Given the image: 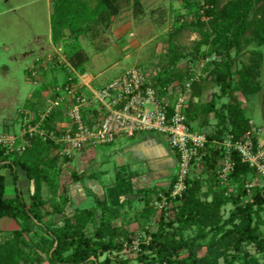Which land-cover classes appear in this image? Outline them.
Listing matches in <instances>:
<instances>
[{
    "label": "trees",
    "instance_id": "16d2710c",
    "mask_svg": "<svg viewBox=\"0 0 264 264\" xmlns=\"http://www.w3.org/2000/svg\"><path fill=\"white\" fill-rule=\"evenodd\" d=\"M177 1L183 15L193 19L186 26L198 36V40L188 54L175 53L171 56V71L155 73L150 80L155 88H160L171 79H176L173 71L181 59L191 57L197 61L215 56L219 60L209 66L206 73L207 80L219 89L218 94L213 93L211 100L201 107L198 106L197 94V102L189 103L185 114L188 125L189 120L211 114L217 123L214 131L207 134L208 142L201 158L203 169L199 177L192 180L191 171L182 199L173 201V218L160 216L158 228L150 235L149 241L139 240L140 252L148 253H141L139 261L142 264H264L248 251L251 247L255 253L264 256V232L261 230L264 221L260 217V213L264 212V191L257 190L252 202L240 204V195L247 191L243 189L245 178L255 174V169L242 161L236 150L231 149L229 155L233 169L229 183H238L241 191L233 198H226L224 189H209L202 193L204 176L210 184L217 183L219 163L225 154L213 143L222 141L227 135L232 136L231 143L244 141L251 134L250 120L245 117L237 94L256 95L261 90L258 79L264 56L259 48L264 46V0H225L221 7L218 0H205L206 9L196 0ZM131 3L135 16L143 13L140 0H51L52 44L61 46L66 62L76 72L86 73L85 64L89 57L82 48L80 38L88 35L96 38L101 30L110 28L113 19ZM183 15L176 12L174 30L179 29L177 24ZM203 16H207L208 21H203ZM170 46L173 48L171 43ZM255 46L257 49L250 50L249 47ZM246 51H249L251 62L236 68ZM64 68L63 84L70 78L65 65ZM40 70L45 79L47 70ZM55 82L53 85L43 83L32 94L33 97L40 99L46 90L60 84L56 79ZM220 99L227 102L218 108L217 101ZM60 117V111L52 114L48 119L49 126ZM26 141L21 154L9 153L0 147V170L10 171L15 192L13 199L5 198V177L0 174V219H13L21 225L12 238L0 242V264H130L127 259L110 257L123 250V243L117 241L119 235H125L127 244H131L132 240L124 231L119 233L111 223L107 208L110 205L105 200H96L97 207L63 217L61 226L54 224V215L63 214V210L49 205L50 210L45 211L46 200L42 192L43 187L49 185V173L59 156H50L54 148L49 142L38 138H26ZM252 141L256 147V137ZM17 168L32 184L28 203L18 186ZM82 179L78 175L73 182L75 184ZM144 192L146 190L136 193ZM134 194L130 177L119 173L114 184L106 191V197L115 206H121V199ZM228 203H232L234 209L224 219L222 208ZM111 212L116 218L117 211ZM96 213H101L100 224L92 236H87L84 230L94 222ZM30 226L42 230L40 238L44 259L34 252H26L20 246L22 235L31 231ZM190 230L194 232L193 235L186 236ZM202 250L204 253L199 256Z\"/></svg>",
    "mask_w": 264,
    "mask_h": 264
},
{
    "label": "rangeland",
    "instance_id": "374dc122",
    "mask_svg": "<svg viewBox=\"0 0 264 264\" xmlns=\"http://www.w3.org/2000/svg\"><path fill=\"white\" fill-rule=\"evenodd\" d=\"M200 2L203 9H206L205 0H196ZM225 0H218L221 7ZM143 13L135 16L133 13V5L123 9L121 14L114 18L110 28L101 30L96 38L90 35L80 38V43L84 52L89 57V61L85 64L86 74L92 78L90 87L93 90L101 89L109 83L120 77L124 72L133 68L142 70L145 74H166L172 70L171 56L175 53L188 54L198 36L190 31L186 26L188 21L193 20L180 9V2L177 0H140ZM52 12V4L49 0H0V138H14L15 145L22 144V136L25 122L32 114H39L45 108L44 99L40 98L36 103H30V96L39 90L43 83L53 85L55 82V73L60 77L57 82L64 80V63L58 60L56 54L63 56L61 46L52 45L51 42V25L50 16ZM176 12H180L184 17H180L177 26L178 30H174L176 20ZM203 21H208L207 16H203ZM176 31V33L174 32ZM173 45V48L170 46ZM250 50L257 49L249 47ZM264 56V46L259 48ZM50 60L46 65L47 76L33 81L30 78L29 70L36 67V60ZM264 59V58H263ZM216 60L215 56L206 60L193 61L191 57L181 59L174 74L176 79H171L168 84L160 86L161 94L170 100L175 98L176 92L183 86L193 74H199L197 80L192 86V99L190 104L197 102L198 106H203L211 100L212 94L217 93L219 89L207 80L206 70ZM251 62L249 51H246L236 65V68L241 65H247ZM63 64V65H62ZM68 72V71H67ZM63 76V78H62ZM264 63L261 68L258 83L261 85V90L256 95L237 94V99L241 102V107L246 118L255 125L252 127L251 134L247 136L249 140L256 137L260 145H263L261 150L264 151ZM226 99L217 101V106L226 103ZM191 130L201 133L206 136L211 134L217 123L213 114L204 117L199 116L189 120ZM158 134V133H157ZM163 141L167 143L164 135ZM232 136L227 135L222 141H215L214 146L225 152L223 159L219 163L217 183L210 184L203 177L202 193L205 194L209 189H224L226 198H233L238 194L240 185L229 183L231 173L230 151L234 149L232 144L243 143L244 141H236L231 144ZM119 141L123 139H118ZM0 147L9 153L20 154L16 149L11 151L10 148L0 144ZM122 146L115 141L112 145L85 147L81 152L76 153L72 158L58 157L53 170L50 171V182L48 186L43 187L42 195L46 200L44 210H50L49 205H56L63 210V214H55L53 222L56 226L63 225V217H71L77 211L97 207L98 201L108 203V218L116 227L119 233L124 231L129 238L131 244L125 242V235H119L117 241L123 243V250L110 257L127 259L130 264H142L139 261L142 254L140 252L139 240L149 241L150 235L158 228L160 216L165 218H173L172 199H169L170 192L173 186V178H169L164 183L166 186L160 187L155 183L148 184L149 189L144 193H135L130 197L123 198L121 206H115L108 200L105 193V188L114 184L116 167L119 164L117 152ZM123 148V147H122ZM53 150V149H52ZM55 150L50 153V156L55 155ZM57 155V154H56ZM91 155H95V159H91ZM201 154L199 160L195 162L192 168V180L199 177V173L203 169ZM230 166V169L227 170ZM148 169V170H147ZM20 170V169H19ZM94 170V171H93ZM150 168L146 167L142 172H146L142 180L147 183L149 179ZM8 171V170H7ZM102 171L104 173L103 191H99L98 186L95 193L92 192L90 198L84 199L83 188L78 186L75 201L72 199L70 187L74 185L73 179L75 176L83 178L88 174H96ZM95 172V173H94ZM176 173V172H175ZM91 174V175H92ZM7 193H13V182L9 172H6ZM94 176V175H92ZM10 177V178H9ZM11 183V187L9 186ZM32 186V185H31ZM147 186V185H144ZM243 189L247 190L246 194L240 195V204L246 205L252 202L253 195L257 190L264 191V174L259 173L255 169V174L248 175L243 183ZM24 190L23 198L28 203L29 193ZM103 194V195H102ZM166 198V205L162 207V197ZM98 196V199L97 197ZM205 199V197H202ZM182 199V198H181ZM67 202V204L65 203ZM210 201V198L208 199ZM256 207H254L255 209ZM234 209L232 203L226 204L222 208V215L227 219L230 212ZM111 211H117L115 214ZM94 222L89 224L84 230L87 236H92L94 229L100 224L101 213H96ZM261 219L264 221V212L260 213ZM18 221L9 218L0 219V242L10 239L14 233L20 230ZM31 231L24 233L20 240V246L26 252H34L41 258H45L41 250L42 234L41 228L30 226ZM264 232V225L261 227ZM193 231H188L186 236H192ZM248 251L255 255L261 261H264V256L255 253L253 248H248ZM204 250L199 253L202 256ZM114 261V260H113ZM115 262V261H114ZM44 264H48L44 262ZM222 264V262H221ZM238 264V263H234Z\"/></svg>",
    "mask_w": 264,
    "mask_h": 264
},
{
    "label": "built area",
    "instance_id": "2783aa9c",
    "mask_svg": "<svg viewBox=\"0 0 264 264\" xmlns=\"http://www.w3.org/2000/svg\"><path fill=\"white\" fill-rule=\"evenodd\" d=\"M57 59L67 67L70 78L67 83L49 88L43 94L45 108L39 114H32L24 124L22 144L14 148V138H0V144L11 151H24L26 138H38L49 142L60 157L72 158L85 147L105 146L116 139L130 138L138 133L164 135L167 144L176 155L177 169L169 199L180 200L187 190V179L193 165L199 160L208 140L205 135L191 130L187 124L186 110L192 99V86L199 80L193 74L170 100L155 88L150 80L152 74L133 68L109 83L93 90L92 78L86 73L76 72L65 60ZM35 68L29 70L30 78L39 79L40 69H45L48 60H37ZM61 117L49 126V117L57 112ZM232 144V143H231ZM234 147L242 161L247 162L259 173L264 174V151L246 138ZM230 169V166L225 172ZM232 170V164H231ZM162 197V195H159ZM163 206L166 198L162 197Z\"/></svg>",
    "mask_w": 264,
    "mask_h": 264
},
{
    "label": "crops",
    "instance_id": "0c3cea01",
    "mask_svg": "<svg viewBox=\"0 0 264 264\" xmlns=\"http://www.w3.org/2000/svg\"><path fill=\"white\" fill-rule=\"evenodd\" d=\"M51 2V0H49ZM53 45V44H52ZM54 50L56 49L53 45ZM39 60V59H37ZM36 60V61H37ZM47 70L46 68L44 69ZM125 73V72H124ZM123 73V74H124ZM122 74V75H123ZM39 75L43 78L41 74V70L39 71ZM57 81L60 80L58 75H54ZM63 78V76H62ZM61 81V80H60ZM44 94V93H43ZM42 94V99H43ZM37 101L33 95L30 96V103H35ZM252 127L255 125L251 122ZM118 139H123L119 141ZM115 141L120 144L121 149L117 152L119 164L116 167L115 178L117 173L123 174L125 177H130V182L133 190L136 192H140L141 190L149 189L148 184L157 183V186L164 187L165 181L169 178L171 179L175 175L177 169V159L176 155L169 148L168 144L163 141L162 136L157 133H138L133 137L126 138H118ZM115 141L109 145L115 143ZM91 159H95V155H91ZM150 168L148 171L150 174L149 179H147V183L144 181L147 177L146 172H142L144 168ZM8 169L0 170V174L5 177V193L4 196L6 199H13L15 197V192L7 193V183H6V172L10 171ZM148 170V169H147ZM94 171V170H93ZM16 173L18 175V186L21 189V192L24 194V190H28L32 188V184L27 180L24 172L16 169ZM95 173V172H94ZM92 174V173H91ZM88 174V176L84 177L80 182L75 183L70 187L72 199L75 201L76 192L78 191V186L83 188V196L85 200L86 198H90L95 191H97L98 186L99 191H103V185L105 184L104 173L102 171L97 172L96 174ZM10 178V177H9ZM145 178V179H143ZM115 182V179H114ZM113 184V183H112ZM112 184L105 188L106 191L112 186ZM147 185V186H144ZM11 187V183L9 185ZM14 188V187H13ZM98 192V191H97ZM99 193V192H98ZM103 195V194H102ZM94 196V195H93ZM98 199V196H96Z\"/></svg>",
    "mask_w": 264,
    "mask_h": 264
}]
</instances>
